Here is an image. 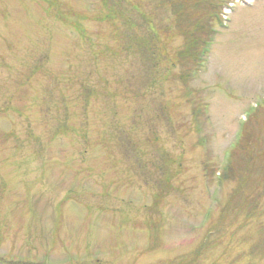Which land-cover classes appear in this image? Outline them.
<instances>
[{"label":"rangeland","instance_id":"obj_1","mask_svg":"<svg viewBox=\"0 0 264 264\" xmlns=\"http://www.w3.org/2000/svg\"><path fill=\"white\" fill-rule=\"evenodd\" d=\"M227 1L0 0V264H264V0Z\"/></svg>","mask_w":264,"mask_h":264}]
</instances>
